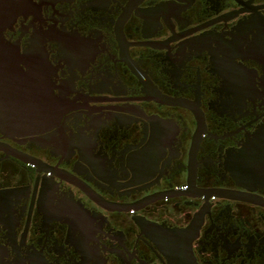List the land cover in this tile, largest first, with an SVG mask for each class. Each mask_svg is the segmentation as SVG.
Wrapping results in <instances>:
<instances>
[{
  "label": "flooded vegetation",
  "instance_id": "obj_1",
  "mask_svg": "<svg viewBox=\"0 0 264 264\" xmlns=\"http://www.w3.org/2000/svg\"><path fill=\"white\" fill-rule=\"evenodd\" d=\"M26 2L0 264H264V0Z\"/></svg>",
  "mask_w": 264,
  "mask_h": 264
},
{
  "label": "water",
  "instance_id": "obj_2",
  "mask_svg": "<svg viewBox=\"0 0 264 264\" xmlns=\"http://www.w3.org/2000/svg\"><path fill=\"white\" fill-rule=\"evenodd\" d=\"M26 0H0V44L3 40V31L4 29L9 26L16 16L26 7ZM1 48V46H0ZM0 113L4 114L7 113L11 115L12 117L8 119H1V122H4L5 124L8 125H13L15 123L20 122L16 117H14L16 114H18V110H14L11 108L10 110H5V105H1ZM44 107V106H39L37 104H34V109H33V121L37 119V115L41 112L39 108ZM28 123H30V120H27ZM172 264H196L194 260H191L190 255L188 254V258H185L184 261H177V262H172Z\"/></svg>",
  "mask_w": 264,
  "mask_h": 264
}]
</instances>
